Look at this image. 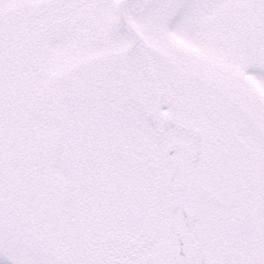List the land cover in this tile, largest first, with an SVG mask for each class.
Listing matches in <instances>:
<instances>
[{"label":"snow or ice","instance_id":"obj_1","mask_svg":"<svg viewBox=\"0 0 264 264\" xmlns=\"http://www.w3.org/2000/svg\"><path fill=\"white\" fill-rule=\"evenodd\" d=\"M0 264H264V0H0Z\"/></svg>","mask_w":264,"mask_h":264}]
</instances>
